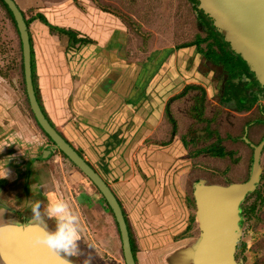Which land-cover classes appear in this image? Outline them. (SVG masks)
I'll return each instance as SVG.
<instances>
[{
  "label": "crops",
  "instance_id": "0c3cea01",
  "mask_svg": "<svg viewBox=\"0 0 264 264\" xmlns=\"http://www.w3.org/2000/svg\"><path fill=\"white\" fill-rule=\"evenodd\" d=\"M14 2L29 20L35 19L28 31L41 110L116 191L135 245L136 264H169L174 252L198 236L196 228L187 231L195 213L183 207L186 175L178 172L189 159L183 158V144L179 135L173 134L164 111L168 98L193 83L188 73L199 67L195 53L191 48L164 47L140 56L129 30L102 13L95 0ZM40 16L89 42L69 49L67 38L51 35ZM6 91L0 88V97ZM11 102V96L0 100V121L8 120L7 125L0 124L3 131L12 133L8 146L19 154L23 153L18 147L26 146L28 151V145L31 149L22 171L33 160V170L45 167L43 161H35L47 146L37 136L33 140L25 118L9 110ZM173 107L171 117L181 124L177 129L181 131L190 116L182 106L179 109L178 101ZM78 176L72 174L75 181ZM113 236L115 259L120 261L122 247L116 229Z\"/></svg>",
  "mask_w": 264,
  "mask_h": 264
},
{
  "label": "water",
  "instance_id": "95a60500",
  "mask_svg": "<svg viewBox=\"0 0 264 264\" xmlns=\"http://www.w3.org/2000/svg\"><path fill=\"white\" fill-rule=\"evenodd\" d=\"M3 1L12 13L19 34L25 92L31 113L36 124L54 144L45 147L44 155L37 159H46L53 151H59L82 173L98 190L114 216L120 235L124 264H136L127 223L117 197L103 178L49 124L43 114L32 82L28 26L14 0ZM198 1L200 9L213 20L218 34L241 57L249 70L255 74V78L264 85V0ZM2 128L3 125L0 124V131ZM1 136L2 134H0V174L7 171L8 177L0 179V247L4 249V254H0V264H60L56 256L37 243L40 230L32 224L31 204L35 200H42L46 207L49 196L58 198L62 196L54 181H51L50 187L48 186V171L42 166L34 169L31 185L28 180L25 181L28 184L26 190L39 192V195L36 194L34 200H29L28 196L27 200L21 201L24 172L20 173L16 168L5 167L4 158L8 157L5 154L7 146L3 145ZM246 142L249 143L247 140ZM250 146L253 148V157L246 181L227 186L208 185L202 180L194 183L193 197L199 234L189 246L174 252L168 259L169 264H238L235 253L244 222L243 203L256 190L261 180L260 160L264 138L258 145L250 144ZM31 164L27 166L25 173L31 171ZM47 223L49 229H54V221L48 220ZM80 247L82 256L73 258V264H83L84 259L89 257L82 241Z\"/></svg>",
  "mask_w": 264,
  "mask_h": 264
},
{
  "label": "rangeland",
  "instance_id": "374dc122",
  "mask_svg": "<svg viewBox=\"0 0 264 264\" xmlns=\"http://www.w3.org/2000/svg\"><path fill=\"white\" fill-rule=\"evenodd\" d=\"M103 4L115 10L116 13L123 15V17H121L122 19L124 17L133 19L136 27L140 29V33L148 35L146 43L144 44V49H142V47H140L143 46V43H141L142 39L134 33L135 40L137 39V41L134 40V42L137 43L140 49V51L138 50L140 56H144L143 53L145 52L149 53L151 51L150 53L152 54L154 50L173 46L175 43L190 41L196 37L206 38L208 36L206 39L208 42L201 43V46L204 47L203 49L206 48V44L214 43L216 46L217 42L223 39L222 37V39L219 40L215 38L217 30L213 25V20L200 9L198 0H103ZM211 33L214 34L215 39L209 36ZM223 42L227 43L225 41ZM193 49L194 48H191L190 50ZM200 56L198 57L199 61L201 59ZM3 87L6 88L7 91L5 94L1 95L2 97H0V100L4 101V96L12 97L11 109L9 110L18 111V114L25 118V122H28V125L32 128L31 133L33 135L31 136H33V140H35V136H37V138L39 137V130H37L34 125L35 120L32 117L24 91L22 51L19 38L15 26L11 22L5 8L0 4V88ZM3 91H5V89ZM261 100L264 107V98ZM227 108H229V110H222L224 113L219 115L218 118L216 117L210 127L211 129L215 128L220 135H224L223 130L225 128V121L233 122L231 121V116L234 115L233 112L240 113L232 104L227 105ZM213 109L215 108H211L208 114L206 113V117L212 116L211 111ZM249 120H251V118H249ZM234 121L236 122V120ZM1 122L2 121H0V123ZM7 122L8 120L4 119L2 124L7 125ZM252 129L254 128L252 127ZM239 131L236 132L237 136H240ZM263 133L264 126L262 127V131H260V137L254 138V143H259L261 137L264 135ZM0 134H2L1 138L3 145L7 146L5 154L8 155V160L11 159L10 162L14 164L13 166L21 173V169L24 168L22 163L24 164L25 162L23 159H29V156L23 152L26 146L18 147L23 153L19 154L17 149H11L12 146H8L10 142L8 137L11 136L10 134L12 133L3 132L2 128ZM231 136L235 138V134ZM227 144L228 145L225 144L224 140V149L232 153V156L226 159L228 163L224 160L223 162L220 161V163L209 165L203 158L196 157L199 155L197 152L201 149L199 145H196V158L187 160L185 163L183 162L181 164L182 166L178 170L181 175H185L190 169V166L192 168L189 174L186 175L190 191L191 186L194 185L197 179L199 181L200 178H202L204 183L212 182V180L214 183H223L225 177L226 182L229 184L242 183L247 180L251 167V151L248 148L243 150L239 142H232L230 140V143ZM28 147L27 145V150L30 151L31 149ZM25 155L26 158H24ZM57 157H59V155L55 154L52 158L47 159L48 161L45 165L48 171L47 183L50 187L51 181H54L62 199L69 202L79 215L81 223V241L88 255L92 258L94 264H124L121 251V254H119L120 261L115 259L112 243V236L115 233L114 221L103 201L101 199L100 202L97 201L100 195L95 188L89 185L90 182L82 174H78V180L75 181L72 174L75 171L77 172L78 169L66 160L64 162H59L58 159H56ZM207 168H215L214 170L220 168L221 171H224L223 175L220 174L224 176V178L217 176H212V178L207 177L205 173L202 174L203 171H208L206 170ZM261 168V180L256 190H258L262 196L264 195V151L261 158ZM23 178L24 184L21 190V197L23 199H21V201L27 200L28 196L30 197L29 200H34L35 195H39V192L33 193L32 191L26 190L28 184L25 182L28 180L30 185L32 184L34 172L32 171L27 174L24 171L22 179ZM177 179L180 180L179 174ZM13 181H15V179H13ZM82 182L86 185L83 186V184H81ZM254 202H256L257 205L255 213L243 216L244 222L239 237L238 247L244 244L245 248L240 252L236 250L235 259L238 264H255L256 261L264 256V205L261 204L260 199L256 200V195H253L252 197L250 196V199L246 203L244 201L243 207H249ZM101 205L102 207H100ZM194 234H196V232H194ZM117 250L119 252V248H117L116 251Z\"/></svg>",
  "mask_w": 264,
  "mask_h": 264
},
{
  "label": "flooded vegetation",
  "instance_id": "af4514ba",
  "mask_svg": "<svg viewBox=\"0 0 264 264\" xmlns=\"http://www.w3.org/2000/svg\"><path fill=\"white\" fill-rule=\"evenodd\" d=\"M96 2L97 1L95 0V3ZM96 6L102 11V13H104L108 17L111 16L113 19L119 20L121 25H124V27L129 30L134 40H135L134 33L137 36H140V38L142 39L141 43H143V46H140V47L144 49V44L146 43V38L148 35L144 33V37H142V34L138 35L135 32V28L136 30H140V29L136 27L133 19H129L127 17H124L125 19L124 18L122 19L121 17H123V15L116 13L115 10L111 9L110 7H107L103 3L102 4L96 3ZM20 11L22 12L24 19L29 20L26 12L22 10ZM79 36L80 35H78V37ZM209 36H211L212 39H215V38L217 40L222 39L221 36L217 32L215 34V38H214V34L212 33ZM207 37L206 38L196 37L195 39H192L190 41H184L182 43L179 42L177 44L175 43V45L173 46H169V47H172V49L194 48L193 52L196 55V62L198 63L199 67L198 68L195 67V70L191 69L188 73V76H190V80H192L191 82L193 83L187 84L181 93L174 95L173 97H170L167 99L164 105V111H165L166 117L171 122V125H172L171 130L173 131V134H176L177 136L179 135L180 137L179 138L181 140L180 142L183 144L182 150L184 152L183 154L184 159L191 160V159H195L196 157H201L209 165L220 163V161L223 162L224 160L226 161V163H228L227 162L228 160L226 159H229L232 156V153L224 149L223 145H224V140H225L226 145H228L227 143H230V140H231L232 142L241 143L243 150L245 148H248L251 151V154H252L251 162H252L253 148L250 146V144H253L256 146L264 138V135H263L259 143H254V138L260 137V131H262V127L264 126V107H263V103L261 100L262 98H264V85L261 84L255 78V74L249 70L246 63L241 59V57L238 54H236L231 49L228 43L223 42L224 41L223 39L222 41L220 40V42L218 41L216 46L214 43L213 44L208 43L206 44V48L203 49L204 47L201 46V43L206 42ZM135 41H137V39ZM196 42H199V43L197 44ZM183 44H186V45L181 46ZM199 56L201 57L200 61L198 60ZM184 99L187 102H185ZM175 101L176 102L178 101L179 109L184 108L185 111L189 114V115L187 114L188 117L190 116V118L185 119L184 121L185 123L182 124L181 131L177 130L178 128H180L181 124H177L174 120H172V117H171L173 111L175 110L173 107V104ZM229 104H232L236 108V110L239 111L240 113L233 112L234 115L231 116V121L233 122H229L226 120L225 128L223 130L224 135H220V133L217 132L215 128L211 129L210 127L212 123L214 122L215 118L216 117L218 118L219 115L224 113L222 112V110L224 109L229 110V108H227V105ZM211 108H215L211 111L212 116L206 117V113L208 114V111L211 110ZM249 118H251V120H249ZM234 120H236V122ZM34 125L37 128V130H39L38 132L39 142L46 146H53L54 144L52 143V141L50 142L48 138L43 134L42 129L36 124V121ZM252 127L254 129H252ZM238 131L240 132V136L236 135V132ZM230 134L231 135L235 134V138L231 136ZM246 140L250 144L247 143ZM196 145H199V147L201 148L198 152L195 150ZM263 151H264V146L261 152V158L263 155ZM196 152L199 153V155L195 157ZM25 153L26 155L29 156L28 151H25ZM55 154L59 155L58 157L59 162L60 161L64 162L66 160L68 161V163L72 164L67 158L65 159L64 157H62L59 151H53L51 155L47 157L46 159L37 160L35 162L39 163L43 161L46 164L48 161L47 159L52 158ZM26 155L24 158H26ZM42 156H43V152L42 150H40L38 157H42ZM10 161L11 159L9 160L8 158L6 159L4 163L5 167H14L13 166L14 164H12ZM260 163H261V160H260ZM191 169L192 168L190 166V169L185 175H188ZM214 169L215 168H212V169L207 168L206 170L208 171H203L202 174L204 173L207 174L206 175L207 177L217 176V177L224 178V176L220 175V174L222 175L224 174L223 170L221 171L220 168L216 170ZM32 171L34 170L31 167L30 172ZM23 172L24 171H22L21 173ZM74 173H76V171ZM77 173L80 175L82 174L79 170L77 171ZM103 180L106 182L104 178ZM199 180H202V178H200ZM187 183L188 182L186 178L185 188H184V193H183L185 197L183 200V207H188V208L190 207L195 213L196 205H195V201L193 197V185L191 186V191H190V187L188 188L189 185ZM205 184H208V185L216 184V185H221V186H227L229 183L226 182V177H225L223 180V183H214V181L212 180V182H207ZM110 188L115 194V196L117 197V200L122 209V205H121L122 203L118 195L116 194V191H114L112 187ZM98 194L100 195L99 192ZM100 197L102 198V201H105L101 195ZM107 206L108 205H106V207ZM100 207H102V205ZM193 217H194L193 221H191V218L189 219L190 225L187 227V231H190L193 228H196L195 232L196 234H199V229H198V225L196 222V216L194 215ZM237 252H240V247L238 246H237Z\"/></svg>",
  "mask_w": 264,
  "mask_h": 264
},
{
  "label": "clouds",
  "instance_id": "9594fccd",
  "mask_svg": "<svg viewBox=\"0 0 264 264\" xmlns=\"http://www.w3.org/2000/svg\"><path fill=\"white\" fill-rule=\"evenodd\" d=\"M7 177V171L0 174V179ZM48 220L55 222L54 229H49ZM31 221L40 230L37 243L56 256L60 264H73V258L82 256L80 217L69 202L49 196L45 207L44 201L35 200L31 204ZM83 264H92V258H85Z\"/></svg>",
  "mask_w": 264,
  "mask_h": 264
},
{
  "label": "trees",
  "instance_id": "16d2710c",
  "mask_svg": "<svg viewBox=\"0 0 264 264\" xmlns=\"http://www.w3.org/2000/svg\"><path fill=\"white\" fill-rule=\"evenodd\" d=\"M0 4L5 8V10H6L8 16H9V18H10V20H11V22H12L13 25L15 26V29H16V32H17V36H18V38H19V34H18V31H17V27H16V24H15L14 18H13V16H12V13L10 12V10L8 9L7 5L4 3L3 0H0ZM39 19H40V21H41L43 24H45L46 26H48V28H49V32H50L51 35L55 34V35H57V36H59V37H65V38H67V42H68V47H69V49H77L78 46H81V45H83V44L89 42V40H87V39H84V38H80V37H78V34H77L75 31H73V30H65V29L57 28V27H55V26L50 25V24L47 22V20H46L43 16H40ZM33 20H35L34 17L31 18L30 20H25V22H26V24H27L28 27H29V25L31 24V22H33ZM134 28H135V27H134ZM135 32H136L138 35H141V34H142V33H140L139 30H136V28H135ZM142 37H144L143 34H142ZM19 42H20V39H19ZM196 43L198 44L199 42H196ZM196 43H195V44H196ZM184 45H186V44H183V45H181V46H184ZM20 47H21V42H20ZM31 53H32V52H31ZM31 55H32V54H31ZM31 61H32V56H31ZM31 68H32V63H31ZM22 76H23V81H24V75H23V63H22ZM32 81H33V87H34L35 95H36V97H37V88H36L35 85H34V75H32ZM24 91H25V83H24ZM25 94H26V93H25ZM26 97H27V96H26ZM32 117H33V115H32ZM33 119H34V117H33ZM34 120H35V119H34ZM50 125H51V124H50ZM43 134L48 138V136H47L44 132H43ZM48 140L51 142V140H50L49 138H48ZM59 153H60V155H61L62 157H64V158L66 159L65 155H63L61 152H59ZM89 185L92 186L93 188H95L91 183H90ZM95 189H96V188H95ZM96 191L98 192L97 189H96ZM253 195H256V200H257V199H260L261 204L264 205V195L261 196L258 190H255L252 194H250V195L245 199V203L250 199V196L252 197ZM100 199L102 200L101 197H100ZM98 200H99V199H98ZM103 203L106 204L105 201H103ZM106 205H107V204H106ZM106 208L108 209V211L110 212V215L112 216V219H113V221H114V226H115V229H116L117 235H118V237H119V239H120V235H119L118 227H117V224H116V222H115L114 216H113V214H112L110 208H109L108 206H107ZM256 208H257L256 202H254V203H253L251 206H249V207H243V216L246 215V214H247V215L254 214ZM193 219H194V217H191V221H193ZM125 220H126V218H125ZM129 236H130L129 238H130L131 249H132V253H133V256H134V254H135V245H134L133 239H132V237H131L132 235H131L130 233H129ZM244 248H245V245H244V244L241 245V246H240V251H243ZM255 264H264V256H263L262 258H260L258 261H256Z\"/></svg>",
  "mask_w": 264,
  "mask_h": 264
},
{
  "label": "snow or ice",
  "instance_id": "6c2138e0",
  "mask_svg": "<svg viewBox=\"0 0 264 264\" xmlns=\"http://www.w3.org/2000/svg\"><path fill=\"white\" fill-rule=\"evenodd\" d=\"M0 254H4V249H3V247H0Z\"/></svg>",
  "mask_w": 264,
  "mask_h": 264
}]
</instances>
